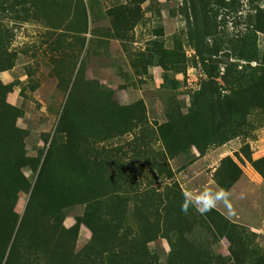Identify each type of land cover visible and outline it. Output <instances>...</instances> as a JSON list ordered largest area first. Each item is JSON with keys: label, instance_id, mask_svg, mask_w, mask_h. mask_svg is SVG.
I'll return each mask as SVG.
<instances>
[{"label": "rangeland", "instance_id": "374dc122", "mask_svg": "<svg viewBox=\"0 0 264 264\" xmlns=\"http://www.w3.org/2000/svg\"><path fill=\"white\" fill-rule=\"evenodd\" d=\"M0 264H264V0H0Z\"/></svg>", "mask_w": 264, "mask_h": 264}, {"label": "clouds", "instance_id": "9594fccd", "mask_svg": "<svg viewBox=\"0 0 264 264\" xmlns=\"http://www.w3.org/2000/svg\"><path fill=\"white\" fill-rule=\"evenodd\" d=\"M226 193H202L198 198L190 200L187 196L185 197V203L181 206V210L184 212L188 211L189 204L197 206L198 210L207 212L210 209L216 207L218 201L225 199Z\"/></svg>", "mask_w": 264, "mask_h": 264}]
</instances>
